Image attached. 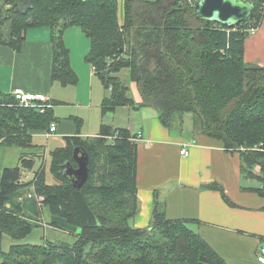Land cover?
I'll return each instance as SVG.
<instances>
[{"label":"trees","instance_id":"1","mask_svg":"<svg viewBox=\"0 0 264 264\" xmlns=\"http://www.w3.org/2000/svg\"><path fill=\"white\" fill-rule=\"evenodd\" d=\"M196 1L127 0L120 24L118 0H29L25 13L17 11L24 0H0V42L21 51L29 27L49 26L52 79L75 84L78 76L70 64L64 31L80 26L91 40L87 61L110 90L102 104L103 116L118 106H153L173 130L174 124L182 128L189 114L193 131L240 153L244 175L263 183L250 189L264 196V67L244 58L246 38L262 24L264 0H252V19L234 26L197 18ZM8 22L10 28L2 32ZM124 69L138 84L139 104L118 75ZM52 122L53 107L44 112L2 108L0 143L27 147L30 132L46 130ZM115 133L114 140L107 138ZM132 137L128 129L106 123L94 139L67 136V145L51 152V171L60 183H47L42 167L33 184L51 212L79 227V234L73 243L14 244L8 252L0 248V264H227L188 222L168 219L162 204L156 203L149 227L131 225L139 210L138 145ZM78 145L90 157L89 178L81 188L63 174L67 160L77 165L73 150ZM34 165L35 158L23 155L20 164L0 178V228L15 240L28 236L35 226L22 215L25 200L18 203L15 198L29 185L19 183L22 170ZM257 165L260 174L254 173ZM208 187L233 205L221 185ZM261 242L262 246L264 238Z\"/></svg>","mask_w":264,"mask_h":264},{"label":"crops","instance_id":"2","mask_svg":"<svg viewBox=\"0 0 264 264\" xmlns=\"http://www.w3.org/2000/svg\"><path fill=\"white\" fill-rule=\"evenodd\" d=\"M126 1L118 0L120 24L125 20ZM25 36L21 51L0 42V92L9 94L15 88H23L49 96L58 124L56 133L51 136L96 137L104 123L116 129H128L132 136L143 132V137L137 141L139 210L130 220L134 228L149 227L155 205L159 203L168 219L188 222L227 264H264L258 260L264 238V196L250 189L262 187L263 183L244 175L243 160L238 151H228L221 140L194 132L189 123L171 130L163 124L153 106L123 105L103 116L102 104L110 90L105 88L94 66L87 61L91 40L80 26L72 25L64 31L70 64L78 76L75 84L64 85L52 79L53 45L49 26L29 27ZM244 58L250 64L264 67V18L246 38ZM100 84L103 91L99 89ZM134 100L139 104L142 96ZM119 114L125 119L122 123L117 121ZM37 134H43L47 139L51 137H47L42 129L30 132L31 145L27 147L0 143V178L6 169L18 166L23 155L35 158L34 167L21 172L19 183L29 185L15 197L18 203L24 201L19 197L35 189L32 179L46 163V148L33 140ZM183 147L189 149L188 156L181 154ZM43 159V163L36 167L37 161ZM254 173L260 174L259 165L254 168ZM213 184L223 187L233 205L219 190L208 187ZM24 202L22 215L35 226L20 240L0 228L3 252H8L14 244L75 241L60 236L67 234L76 239L79 227L52 213L48 205L39 204L34 197L25 198ZM12 203L8 202L7 207L10 208Z\"/></svg>","mask_w":264,"mask_h":264},{"label":"water","instance_id":"3","mask_svg":"<svg viewBox=\"0 0 264 264\" xmlns=\"http://www.w3.org/2000/svg\"><path fill=\"white\" fill-rule=\"evenodd\" d=\"M30 7L29 0H24L17 11L25 13ZM254 12L255 3L252 0H197L194 4V14L197 18L225 26H234L249 21ZM73 159L77 166L74 167L71 160H67L63 164V174L75 187L81 188L89 178L90 157L86 148L80 145L75 146Z\"/></svg>","mask_w":264,"mask_h":264},{"label":"built area","instance_id":"4","mask_svg":"<svg viewBox=\"0 0 264 264\" xmlns=\"http://www.w3.org/2000/svg\"><path fill=\"white\" fill-rule=\"evenodd\" d=\"M9 94H10L9 98L0 96V110L5 107L8 108L19 107V108H33L38 110L39 112H44L45 110L53 107L52 99L44 94L29 92L24 90L23 88H15ZM57 129H58V124L56 122H52L49 128L45 130V135L49 137L52 134L56 133ZM142 137H143V132L139 131L136 135L132 137V141L137 142ZM189 153L190 151L187 147H183L181 149L182 155L188 156ZM35 177L36 175L32 180H34ZM34 188H35V184H34ZM34 190L28 191L25 196L19 197L20 201L25 200V198L34 197L39 202V204H43L45 200L44 195L38 194L36 190L35 191ZM258 260L264 263V244L259 249Z\"/></svg>","mask_w":264,"mask_h":264},{"label":"rangeland","instance_id":"5","mask_svg":"<svg viewBox=\"0 0 264 264\" xmlns=\"http://www.w3.org/2000/svg\"><path fill=\"white\" fill-rule=\"evenodd\" d=\"M1 19H3V17H1ZM8 28H10L9 27V22L6 23L1 28V31L2 32H7ZM4 29H5V31H4ZM118 75L130 87V90H129L130 92L129 93H130V95L134 99H137V97H141V94H140V91H139V88H138V84H137L136 81L131 80L129 78V73H128V70L127 69H124ZM101 86H102V84H100L99 89L101 91H103L104 90L103 89V86L102 87ZM67 98L70 99V96L68 95V93H67ZM68 101H72V100H68ZM120 114H119V117L117 118L118 123H122L125 120L124 117L122 115H120ZM185 119H186V122L185 123H189L190 126H192V121H191V117H190L189 114L186 115ZM175 121H177V120H175ZM173 127H174V129H177L178 130V126H176L175 124H174ZM117 135H118L117 133L112 134V135H108L107 138L109 140H114ZM110 136H111V138H110ZM89 138L94 139L93 137H89ZM33 140H34V143L35 144L44 146L46 148V150H45V153H46V155H45L46 163H45V165H44L43 168H45V175H46L47 182H49L51 184H57V183H59L58 180L53 176L54 174L51 171V165H52V155H51V151L54 150L55 148H57V146L58 147H61V146L66 145V138L64 136L55 137L53 135V136L50 137V139H47L43 134L42 135L37 134V135H35V137H33ZM45 159L41 160L40 162L37 161L36 167H39L43 163V161ZM35 200H36V198H35ZM66 236H67V234L65 236H60V238L66 239V240H68L70 242H73L75 240L73 236H67V238H66Z\"/></svg>","mask_w":264,"mask_h":264}]
</instances>
